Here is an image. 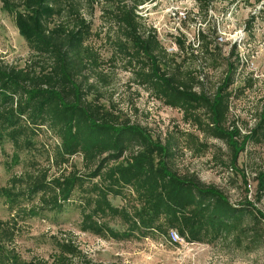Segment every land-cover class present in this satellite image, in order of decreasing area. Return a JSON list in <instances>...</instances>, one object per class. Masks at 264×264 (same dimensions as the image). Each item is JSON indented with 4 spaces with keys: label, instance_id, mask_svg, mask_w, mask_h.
<instances>
[{
    "label": "trees",
    "instance_id": "16d2710c",
    "mask_svg": "<svg viewBox=\"0 0 264 264\" xmlns=\"http://www.w3.org/2000/svg\"><path fill=\"white\" fill-rule=\"evenodd\" d=\"M0 1L32 55L24 68L0 64V140L7 139L17 153L37 151L35 137L40 131L57 141L45 150L47 169L37 164L38 170L12 178L9 186L0 189L11 214L8 220H0V264H70L79 259L82 251L67 238H55L52 262L27 261L13 246L21 233L20 221L45 211L58 215L70 207L80 213L81 232L105 240L150 238L173 244L177 234L189 244L231 240L239 247L248 241L253 245L248 251L263 247V212L248 200L233 204L215 185L178 170L179 143L174 137L165 142L155 138L146 128L124 119L113 102H105L103 89L109 86V75L102 69L104 62L93 41L104 35L112 60L120 57L140 86L166 106L182 111L185 121L204 137L223 141L233 168L249 142L264 144V106L255 127L246 134L229 125L230 88L240 62L237 44L227 59L224 81L208 95L195 91L202 82L184 64L201 52L211 56L216 67L221 49L199 31L197 46L176 37L179 53L169 54L157 31L147 28L138 13L139 7L153 0ZM196 1L205 14L217 2ZM226 1L228 5L249 3ZM98 7L106 28L94 31L88 17ZM184 54L189 57L178 60ZM234 55L237 63L231 61ZM187 136L188 149L206 153L209 146L198 134ZM79 156L82 169L73 164ZM52 168L60 174L51 176ZM242 175L245 180V172ZM258 182L264 191V170ZM117 199L121 205L113 203Z\"/></svg>",
    "mask_w": 264,
    "mask_h": 264
},
{
    "label": "rangeland",
    "instance_id": "374dc122",
    "mask_svg": "<svg viewBox=\"0 0 264 264\" xmlns=\"http://www.w3.org/2000/svg\"><path fill=\"white\" fill-rule=\"evenodd\" d=\"M248 2L228 5L226 0H217L208 14L201 12L196 0H153L138 9L146 27L157 31L169 54L179 53L176 37L183 36L187 44L193 42L197 46L199 31L208 34L219 46L221 53L216 54V67L212 66V57L201 52H195L198 58L184 64L185 70L192 71L193 76L202 82L195 88L197 92L204 90L211 95L216 91L226 77L231 48L238 45L240 62L234 73L235 83L230 88L233 96L229 125L238 127L242 135L255 127L264 106V2L261 5L255 4L254 0ZM100 15L101 8L98 7L94 15L88 17L93 20L94 31L106 28ZM104 40V35L101 39L94 38L93 46L104 62L102 69L109 75V86L103 89L105 102H113L124 119L146 128L155 138L165 142L174 137L179 143L175 161L178 170L195 173L204 183L215 185L231 203L243 204L248 200L264 213V191L260 190L258 182V175L264 170V144L249 142L238 165L233 168L229 164V148L223 141L204 137L185 121L182 111L166 106L140 86L135 73L125 70L120 57L112 60V50ZM31 56L14 19L2 10L0 1V64L24 68ZM183 56L189 57L190 53L189 56L181 55L178 60ZM231 61H236V55ZM38 133L35 152L17 153L7 139L0 140V189L9 186L12 178L35 168L45 170L50 166L46 151L51 150L57 141L46 131ZM188 134H198L208 144L205 154L199 155L188 149ZM38 150L41 153L37 154ZM73 164L82 169V158H73ZM242 172H245V180ZM59 174L57 168L50 170L51 176ZM259 196L260 201L257 200ZM113 203L121 205V200ZM10 216L5 197L0 192V220H8ZM80 221V213L75 207L58 215L45 211L33 219L19 222L21 233L13 246L27 261L52 262L55 238H67L72 239L82 251V256L70 264H264V245L248 251V246H253L248 241L240 247L231 240L214 245L189 244L173 238V244L150 238L116 242L81 232ZM112 225L120 228L116 222Z\"/></svg>",
    "mask_w": 264,
    "mask_h": 264
},
{
    "label": "built area",
    "instance_id": "2783aa9c",
    "mask_svg": "<svg viewBox=\"0 0 264 264\" xmlns=\"http://www.w3.org/2000/svg\"><path fill=\"white\" fill-rule=\"evenodd\" d=\"M173 239H174L175 241H178V239H180V238L178 237L177 234H175V235L173 236Z\"/></svg>",
    "mask_w": 264,
    "mask_h": 264
}]
</instances>
